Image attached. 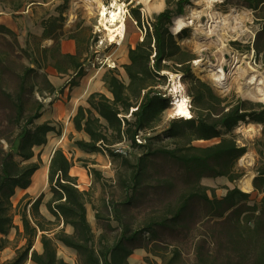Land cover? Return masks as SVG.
Listing matches in <instances>:
<instances>
[{"label": "trees", "instance_id": "obj_1", "mask_svg": "<svg viewBox=\"0 0 264 264\" xmlns=\"http://www.w3.org/2000/svg\"><path fill=\"white\" fill-rule=\"evenodd\" d=\"M238 1L263 19L253 45L257 54L263 53L264 0ZM189 2L165 0V8L155 13L145 25L142 39L127 50L128 62L123 65L127 82L118 77L116 69H109L103 80L110 96L92 92L87 97V106L79 105L71 118L74 130L84 132L88 137L75 139L74 145L86 153L120 156L132 168L123 185L133 193L142 194L144 156H138L132 164L118 147L120 143L128 142L132 148L148 149L150 137H144L143 133L158 126L163 112L169 107V99L157 90L166 81L167 74L163 71H180L189 80L196 118L183 122L172 120L167 134L180 143L175 148H160L156 152L182 169V179L190 188L178 196L175 204L166 208L162 217L151 218L138 228L125 222L117 205L113 206L111 211L120 231L112 243L105 241L103 232L95 238L87 219L86 192L77 186L76 177L70 175L72 164L61 148L53 151L48 165L51 197L46 208L53 219L45 218L39 211L43 194L33 201L24 195L16 204L22 231L14 225L12 197L17 189L30 185L32 175L40 167L39 161L32 160L34 148L44 145L48 134L57 130L51 121H39L45 108L44 98L55 91L44 68L50 65L62 74L72 71L70 87L84 72L79 50L73 54L61 51L63 8H58L57 15L42 22V37L52 40L49 46L37 43L31 47L27 42L20 46L16 33L0 26L5 42V48H0V140L3 141L0 142V250L7 246V235L12 228L24 240L15 255L2 264H25L27 260L34 264H70L58 256L59 244L74 250L80 264H130L128 257L133 251L137 248L149 250L150 243L156 246L161 231L185 227L197 214V203L211 218H232L225 234L231 251L237 255H229L225 264H264V168H259L252 179L254 190L262 194L256 206L247 205L249 193L237 187L228 189L220 198L209 196L204 188L197 189L203 177L224 176L229 181L241 177L242 174L235 171V164L246 148L238 145L233 137L223 136L220 127L229 131L246 118L264 123V105L247 108L241 99L234 105L222 104L224 98L219 97L207 82L193 75L191 64L196 55L181 46L170 30L172 18L181 15ZM131 15L141 28L139 6L131 8ZM22 56L29 57L30 61L24 63ZM214 138H218L217 141L209 145L192 144L193 140ZM92 171L96 172L93 168ZM129 200L127 198L122 204ZM66 226L71 228L70 232L65 231ZM38 236L39 252L33 248ZM196 255L195 264H211L199 252Z\"/></svg>", "mask_w": 264, "mask_h": 264}, {"label": "rangeland", "instance_id": "obj_2", "mask_svg": "<svg viewBox=\"0 0 264 264\" xmlns=\"http://www.w3.org/2000/svg\"><path fill=\"white\" fill-rule=\"evenodd\" d=\"M99 1L106 6L112 2V0ZM150 2L159 5V7L148 11L143 0L118 1L125 10L126 24L124 37L120 42L108 41L106 31L98 22L97 7L90 8L84 0H0V11L12 12L19 45L24 46L27 42L33 47L37 43L48 45V41H43L39 36L42 28L41 23L48 20L50 16L57 15L58 8H63L62 27L64 36L61 39L65 41L64 49L70 48L66 44L69 39H75L84 74L93 77L94 82L102 85L104 75L109 69H116L118 77L127 82L123 65L128 62V48L142 39L145 25L149 23L155 13L162 11L166 6L165 0H150ZM136 6H139L142 16L141 28L137 26L131 15V8ZM171 6L174 7V4ZM195 11H198L199 15L194 20L193 25L184 27L183 31L180 30L178 33L171 31L176 41L194 53L197 57L195 60H200V66L195 63V60L192 61L193 75L207 82L219 97L224 98L225 101L222 104L229 102L230 105H234L238 99H241L246 102L247 108L256 107L259 104L264 105V101L243 96L242 91L238 88L239 82H242L243 79H238L234 74L220 86L213 80L211 70L218 64L219 55L222 54L223 58L229 62L235 55L238 57L236 65L243 68L251 65L256 68L258 73L264 74L262 57L264 52L257 54L253 46L256 32L262 26L263 19L259 17L256 11L243 6L238 0H212L209 4L208 0H190L189 4L185 5L181 15L187 17ZM211 13L216 14L218 18L227 19L229 25L233 23V15L240 16L242 19L241 29L229 31L225 27L218 30V34L205 36L202 32L197 31L196 27H204L211 19ZM69 35L74 37L69 38ZM220 35L223 38H220ZM2 38L3 36H0V48H5V42ZM22 60L24 63H28L30 58L22 56ZM167 71L165 83L160 84L157 90L162 96L169 99V107L163 112L160 124L153 130L143 133L144 137H150L148 149L132 148L128 142L120 143L118 147L123 151L122 156H125L132 164L138 156H144L145 164L142 174V188L140 189L142 194L133 193L131 189L123 185L124 181L130 177L132 168L125 164L120 156H111L106 153L85 154L79 151L73 142L75 139H79V136L66 131L67 123L49 119L56 113L52 108H48L39 119L40 122L51 121L56 125L57 130L55 134L49 135V142L56 141L59 133L65 135L60 145L71 161L70 173L77 177L78 187L86 192L88 199L86 205L87 219L96 239L101 232H103L104 239L108 243H112L117 238L120 226L112 214L113 206L117 205L119 215L123 217L125 222L132 228H138L151 218L162 217L166 213V208L175 204L178 196L190 188L182 179V169L161 153L156 152L160 148H175L180 143L177 138L168 136L166 130L172 120L179 122L185 120L171 115L172 105L170 103L174 101L175 95L171 90L172 79L170 74L180 76L184 93L189 99L192 118H196L197 113L188 89L189 80L184 78L180 71ZM104 86L106 87L105 83ZM107 94L110 96V93ZM36 96L41 99L38 94ZM43 101L46 105L47 102ZM185 130L188 128L185 127ZM220 130L223 136L233 137L238 145L246 148V152L235 164V171L242 175L234 181H229L224 176L203 177L199 180L197 189L204 188L209 196L220 198L225 195L228 189L237 187L241 191L249 193L247 205H259L262 194L254 190L252 179L259 168H264V123L253 122L246 118L244 121H238L229 131L223 127H220ZM217 139L193 140L192 144L204 146L212 144ZM36 150L35 153H37ZM49 153L50 147L48 145L41 150V153H37V156L32 160L39 161L40 166L44 167L47 165ZM92 168L96 172L92 171ZM44 186L41 191H36L35 195L37 197L39 194H43L39 211L42 210L45 214L43 216L52 220L53 216L45 208L46 202L51 197V191L49 185ZM193 187L192 189H196ZM19 194L17 193L12 197L15 204L12 209L13 219L20 218L16 208V200ZM127 198H130L129 202L123 205L122 203ZM197 206V214L189 219L185 227L175 231H161L156 246H152L150 243L149 248L151 250L146 248L135 249L128 257V262L130 264H195L197 252L211 264H225L229 255L236 257L237 254L231 251L228 236L225 234V228L230 225L232 218L226 220L211 218L205 214L204 210H201L200 203H197ZM70 230L69 226L65 227L66 232H70ZM7 238V246L0 250V264L11 259L15 255L16 249L24 243L21 235L18 234L10 233ZM35 247L41 250V244L37 243ZM57 247L58 256H66L68 259L77 260L76 264H80L74 250L66 249L61 244Z\"/></svg>", "mask_w": 264, "mask_h": 264}, {"label": "bare ground", "instance_id": "obj_3", "mask_svg": "<svg viewBox=\"0 0 264 264\" xmlns=\"http://www.w3.org/2000/svg\"><path fill=\"white\" fill-rule=\"evenodd\" d=\"M85 3L90 8L97 7V15L99 25L106 31V35L109 42H120L125 33V10L119 0H112L109 6L104 5L99 0H84ZM146 9L151 11L153 8H158L159 5H154L150 0H143ZM212 0H208V4ZM198 11L193 12L191 15L185 17L182 15L175 16L173 18V23L171 29L174 33H178L186 26H191L194 24V20L198 17ZM211 19L204 27L197 26L196 30L202 32L205 36H210L216 34L218 30L223 28H228L229 31H237L241 29V17L233 15V23L228 24L227 19L218 18L216 14L211 13ZM218 34V33H217ZM220 38H223L220 35ZM238 62V57L235 55L232 57L231 61L223 58V55H219L218 64L212 68V77L218 85H223L224 81L230 76H237L238 79H243L239 82V89L242 91L244 97L259 99L264 101V74L258 73L256 68L253 66H248L246 68L236 65ZM197 65L200 64V60H195ZM172 79L171 90L175 95L174 101L172 102L171 115L177 118L190 119L192 114L190 111L189 99L186 97L183 86L180 82V76L178 74H170Z\"/></svg>", "mask_w": 264, "mask_h": 264}, {"label": "crops", "instance_id": "obj_4", "mask_svg": "<svg viewBox=\"0 0 264 264\" xmlns=\"http://www.w3.org/2000/svg\"><path fill=\"white\" fill-rule=\"evenodd\" d=\"M57 14H58V12H57ZM52 16H54V15H52ZM41 25H42V23H41ZM0 26H4L6 28H9L10 30L15 32V21H14V18L12 17V12L0 11ZM62 30H63V27H62ZM42 32H43V25H42L41 31L39 32V36L42 38L43 41H48L47 46H49L52 43V40L49 38H43ZM0 36L2 37L4 35L0 32ZM66 44L68 46H70V48L64 49L65 41H63L61 39L60 47H61L62 52L71 53V54L76 52V40L75 39L74 40L69 39L66 42ZM40 46H45V45L40 44ZM44 71L46 72L49 81L51 82V84L55 88V91L52 94L47 95L46 98H44V100L47 102V104L45 105V108H44V112L48 108H52L56 113L53 115V117H51L49 119L56 121V122L57 121L66 122L67 123L66 131H68L71 134L78 135L79 139H87L88 137L84 132H78V131L74 130L71 118L75 114L76 109L79 105L87 106V102H86L87 97L92 92H102V93H105L107 96H109L107 94L109 92L107 89H105L106 87L104 86V83L102 82V85H101L97 82H94L93 77H89V76H86L84 74L81 77H76L75 78V80H76L75 85L70 87L68 82L74 75V73L72 71H69L66 74L58 73L56 71V69H54L50 65L46 66L44 68ZM44 112H43V114H44ZM50 134H55V132H51L48 134L47 142L44 145L37 146L34 148V157H35V156H37V153H41V150H43L45 147H47L49 145L50 153L48 156L47 165H44V167L40 166L34 172V174L32 175L31 183L27 188L16 190L15 195L17 193H20L17 200H16L17 202L24 195H28L32 201L38 197V196L36 197L35 192L38 190L41 191V188L44 185L45 186L48 185V165H49V160L51 158L53 151L56 148H61L63 150V152L65 153L64 149L60 145V143L64 140L65 135L63 133H59L60 135H58L59 137L56 141L52 140L51 142H49L48 137ZM35 150L37 151V153H35ZM78 150L85 153V154H95V153H86L80 149H78ZM69 173H70V171H69ZM70 175H72V174L70 173ZM72 176H74V175H72ZM74 177H76V176H74ZM76 182H77V177H76ZM12 204H13V206H15V204L13 203V200H12ZM45 208H46V204H45ZM40 213L45 216V214L42 210H40ZM13 223L15 226H17L19 232H21L22 226H21L20 218H17V217L14 218ZM10 233L16 234V229L12 228L10 230L9 234ZM7 237H8V235H7ZM37 243L40 244L39 236L35 239V243L33 246L34 249L39 252L41 250H39V248L35 247V244H37ZM65 248L67 249V247H65ZM59 257L63 258L65 261H67L70 264H76L77 263L76 262L77 260L68 259L66 256L60 255ZM26 264H34V263H32L30 260H27Z\"/></svg>", "mask_w": 264, "mask_h": 264}, {"label": "water", "instance_id": "obj_5", "mask_svg": "<svg viewBox=\"0 0 264 264\" xmlns=\"http://www.w3.org/2000/svg\"><path fill=\"white\" fill-rule=\"evenodd\" d=\"M170 30L172 31V29L170 28ZM163 74H168V72L167 71H163L162 72ZM171 105H173L172 103H170Z\"/></svg>", "mask_w": 264, "mask_h": 264}, {"label": "built area", "instance_id": "obj_6", "mask_svg": "<svg viewBox=\"0 0 264 264\" xmlns=\"http://www.w3.org/2000/svg\"><path fill=\"white\" fill-rule=\"evenodd\" d=\"M121 151V150H120ZM78 186V185H77Z\"/></svg>", "mask_w": 264, "mask_h": 264}]
</instances>
